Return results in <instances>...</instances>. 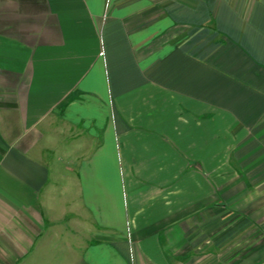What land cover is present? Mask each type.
<instances>
[{"label":"crops","instance_id":"1","mask_svg":"<svg viewBox=\"0 0 264 264\" xmlns=\"http://www.w3.org/2000/svg\"><path fill=\"white\" fill-rule=\"evenodd\" d=\"M63 232L62 264H264V0H0V264Z\"/></svg>","mask_w":264,"mask_h":264},{"label":"rangeland","instance_id":"2","mask_svg":"<svg viewBox=\"0 0 264 264\" xmlns=\"http://www.w3.org/2000/svg\"><path fill=\"white\" fill-rule=\"evenodd\" d=\"M67 224H64L66 227ZM71 228V225H68ZM63 232L62 236L54 243V247L51 250H48V256L42 257L44 260L38 264H62L64 255H60L61 249L65 246L66 243L75 241L74 235L65 234ZM65 236V238L63 237Z\"/></svg>","mask_w":264,"mask_h":264}]
</instances>
